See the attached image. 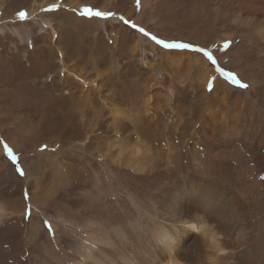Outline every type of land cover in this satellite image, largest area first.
Wrapping results in <instances>:
<instances>
[{
	"label": "rangeland",
	"instance_id": "obj_1",
	"mask_svg": "<svg viewBox=\"0 0 264 264\" xmlns=\"http://www.w3.org/2000/svg\"><path fill=\"white\" fill-rule=\"evenodd\" d=\"M138 1L119 0L110 8V0H0V55L9 59L7 70L0 71V76L7 75L8 80L10 76L13 78L11 68L17 63V69L29 73L27 80L30 86H36V89L44 90L43 93L47 94L56 89V83L52 82L56 75L64 77L68 73V66L74 64L75 68H69L74 70L70 78L73 74L80 75L82 84L75 79L77 84L70 80L62 83L60 87L65 86V83V88L75 91L74 96L69 98L71 101H64V104H73L71 115L74 122L93 123L78 126L71 124V127H68L70 123H66L64 132H70L71 136L64 141L47 137L48 140L38 143L40 137L46 135L38 129L32 136L30 128H34L35 124H27L30 128L23 131L22 105L13 98V106L9 107L7 99L13 86L6 83L0 88L6 91L5 96L0 95V98L5 97L0 99V264H52L48 256H43L46 250L49 249L55 257L57 248L64 249V252H75L85 241L86 232L94 228L95 232L101 234L111 226L120 225L125 228L135 219L143 226L147 217L153 213L147 202L148 196L154 186H165L166 179H160L166 174L165 170L171 168L167 164V155L177 153L178 162L175 163L180 168L184 166L186 151L181 146L175 151L174 146L178 147L181 137L187 132L186 127H182L183 120H186L188 113L192 117V112L198 109L202 91L210 94L209 110L216 121L237 115L238 112L229 111L236 105L233 99L238 96L240 100L237 105H240L241 115L247 118L242 124H257L256 118L248 114V106L255 104H252L248 95L238 91L236 87L241 85L231 76L236 69H240L244 77L248 76V70L240 58L246 60L247 52H256L259 46L250 48L251 44L242 41V35L251 37V32L234 20L237 9L233 5H226L223 0H148V4H143V7ZM85 9H90L91 13L85 14ZM96 12L104 15L96 16ZM64 13L92 24L90 27L83 24L78 28H67L71 20ZM119 32H124L125 36ZM164 36L172 38L171 41L164 40ZM40 37L44 41H39ZM255 41L251 37V43ZM58 44L61 52L66 55L65 59H60L61 54L56 52L55 55L44 57L48 70L38 71L39 65L36 68L32 66L35 58H40L41 48H57ZM38 45L40 50L29 62V54L37 50ZM207 73L209 75L203 87V76ZM218 84L221 86L216 88ZM225 88L227 92L223 91ZM63 92H59V95L67 97L68 94ZM110 95L114 98L107 101ZM27 109L32 112L30 107ZM114 113L120 115L117 114V121L113 118ZM58 117L56 120L61 124L62 118ZM23 121H26L25 116ZM146 121L158 124V128L151 130L163 144L153 146L138 136L135 124L141 125ZM173 123L179 124L182 130L179 127L172 128ZM72 126L78 134H71ZM196 128L198 130L195 132L201 131L198 125ZM189 129L193 130L191 125ZM12 141H17L22 147H13ZM134 149L139 151V165L136 162L131 165L135 157ZM169 149L172 150L169 152ZM158 153L162 158L154 157ZM146 156H150V160L153 158L152 161H158V166L155 165L158 167L156 170L159 169L156 171L158 177L154 178L153 174L145 172L150 164ZM141 163L145 165L144 168ZM254 164L253 180L258 178L263 184L259 188V193H262L260 204L254 205L249 215L253 219L250 241L262 244L264 225L261 229L258 222L261 214L264 219V158L262 162ZM108 166L118 169L110 170ZM70 169L78 174L77 179L68 177ZM95 174L100 181L95 180ZM62 176L66 181L63 182ZM47 189L49 197H41ZM145 209L147 213L143 214ZM18 222L24 228H20ZM55 222L64 226L58 231L62 236L60 244L54 238L57 235L53 229ZM16 226L22 230L17 234L19 240L13 238ZM32 229L34 231L31 234ZM253 250L254 258L250 261L260 260L259 264L264 262V249H255L253 245ZM77 256L76 260L80 261L81 254ZM60 257L65 258L62 251ZM224 264L237 263L232 258Z\"/></svg>",
	"mask_w": 264,
	"mask_h": 264
},
{
	"label": "bare ground",
	"instance_id": "obj_2",
	"mask_svg": "<svg viewBox=\"0 0 264 264\" xmlns=\"http://www.w3.org/2000/svg\"><path fill=\"white\" fill-rule=\"evenodd\" d=\"M147 1L148 0H139L138 2L140 3V6L143 7V4H148ZM114 2L116 5L119 0H110L108 6L110 8L113 7ZM223 2H225L226 5H233L237 9L238 13L236 14V16L233 15L235 16V19H233L237 24H242V27H245L248 31H250L251 37L256 40L254 43H251V37L249 35H242V41L251 44L250 48L259 45L256 52L254 50L247 52L246 60H244L239 55L241 57H239L242 61L241 63L248 70V76L244 77L240 69H236V72L231 75L232 77H234L233 80H235L236 83L239 82L240 84H237L241 85L240 87L242 89L240 87H236L238 91L248 95L252 101V104H255L248 106V114L250 115V117L256 118L257 124H255V126H251L246 123L242 124V122L247 118H244V115H241L240 105H237L240 100L238 96L237 99H233V104L236 105L233 106L231 111H229V113H231L232 111L238 112L237 115L232 113L234 114V118L231 116L229 118L227 117L226 120L216 121V117L214 118L211 114V111L209 110L211 104V102H208V100H210V94L202 91L200 100L198 101V109L195 108V111L192 112V117H190V114L188 113V117L186 118V120H183L182 127L183 129L186 127L187 132H185V135L181 137L180 142L178 143V147L174 146L175 151L179 148V146H181V148L186 151L185 160L182 158L185 161H183L184 166L180 168V166L175 163L178 162L177 153L174 152L173 154L169 153L167 155V162H169L167 164H169L171 168L166 169V174L160 179V181H164V179H166V181L164 182L165 186H154L151 194L147 198V202L150 205L151 209H153V213L151 215L149 214L150 216L147 217L145 224L141 226L139 220L135 219L131 224H129V226H126L125 228L120 225L113 227L111 226L110 229L104 231L101 234L95 232L94 230L96 228H94V230H92L94 231L92 234H89L92 231L86 232L87 236L85 238V241L83 240L84 242L79 245L80 248H77L75 252H64V249L59 250L57 248V256L55 257V255H53V253L49 249L46 250V254H43V256H48L51 259L52 264H224L232 258H235L237 264H257L258 262H260V260L257 259V261H250L254 258L253 245L255 249H264V243L260 244L259 242L258 244L256 241H253V243L250 241L252 231V217H250L249 215L252 214L251 211L254 209L253 206L256 204H260V195L262 193H259V190H261L259 188L262 187L263 184L260 183L258 178L255 181L253 180V167L255 165L254 163L262 162L264 158V0H223ZM223 2L221 1V3ZM65 16L72 22H70V25H67V28L70 29L81 27L83 26V24H86L85 26L90 27L92 24V22L90 21L78 19L72 15L68 16V14H65ZM243 16H246V18H243ZM124 32L119 33L124 37ZM180 34L182 35L183 32ZM180 34H178L177 36H180ZM41 38L42 37L39 38V41L43 40ZM163 39L171 41L170 39L172 38L164 36ZM229 39H233V37H230ZM62 44L63 43H61V45ZM38 46L39 47L37 50H34V52L29 54V58H27L30 60L29 62H31L33 57H35L34 55L40 50V45ZM57 46V48L52 46H45L41 48L42 53L41 55H39L40 58H35L36 61L32 63V66L36 68L37 65H39L38 71L46 70L48 65L44 63V57L55 55L56 52L61 54L60 59H65L66 55L61 52L62 50L60 45L58 44ZM260 54H263V56H260ZM8 60L6 57L0 55V71L7 70L6 66L9 62ZM13 65L14 67L11 68V72H14L13 78L10 76V80H8L7 75L0 76V88L4 87L6 83L13 86L9 94L10 97L6 95L7 98L9 97V99L6 98L9 101L8 103H10L9 107L13 106L12 100L15 99L22 105L23 109L21 111V124H24L22 125L24 128L23 131H25L27 128H30L26 126L27 124L30 126L35 124L34 128H30V133L32 134V136L35 135V131L38 129H41L42 134L46 135L43 138L40 137L38 143L46 140L47 137L57 138L64 141V139L68 138L70 135V132H64V128L67 127H64L66 123H70L68 127H71V124L74 126H78V124L83 125L84 123L90 125L93 124L86 121L74 122V117L71 115L73 104H64V101H71L69 100V98L73 97L75 92L73 90L72 92L71 89L65 88L67 87L65 81L70 80L72 81V83H76L75 80H77L79 84H82L80 75L76 76L73 74V77L70 78V73H73L74 70L72 71L69 68H75L74 64H71V66L69 65L68 68L63 65L68 69L67 75L61 78L57 74L52 81L56 83V89L54 92H49L47 94L43 93L44 90L42 92V90L36 89V86H33L34 88H32V85L30 86L31 83H28L29 81L27 80V75L29 73L24 69H17V63H14ZM60 68L61 67H59V69ZM43 73L39 74L43 75ZM208 75L209 73L203 76V79L205 78V82L203 84L201 83L203 87L206 85V78L208 77ZM259 77L263 81V83L261 84V80H259ZM240 78L242 80H240ZM63 82H65V86L60 87ZM218 86L221 85L218 84L215 87L218 88ZM199 87L201 86L199 85ZM63 91L68 94L67 97H62L59 95V92ZM223 91L225 92L226 88ZM5 92L6 91H2L0 89L1 96H5ZM114 96L110 95L106 98V100L110 101L114 98ZM3 98L5 97H2L0 99L3 100ZM28 107H30L32 112L27 109ZM255 108H257L256 112L254 111ZM11 114H14V112ZM117 114H113V118L115 121H117L118 119ZM24 116L26 121H23ZM58 116L62 118L61 120L63 122H61V124L57 122L58 119L56 120ZM20 117H18L17 119H19ZM54 118L55 121L53 120ZM186 121L187 123H185ZM52 123H54V125ZM190 125L193 130L189 129ZM197 125L201 129V131H196L200 133L199 135H197L195 132V130L197 129ZM175 127H179L182 130V127H180L179 124L173 123L172 128ZM134 128L140 138L149 141L153 146H159L163 144V141L158 140V135L151 130L152 128H158V124H156V122L154 123L146 121L141 125L135 124ZM71 131V134H78L73 126L71 128ZM81 137H85V135H82ZM169 138L173 139V136H170ZM11 144L15 148L22 147V145L17 143V141H12ZM89 145L90 143H88L87 146L89 147ZM170 150L172 149H169L168 151L170 152ZM160 153L154 155V157H158L159 159L162 158ZM133 154L135 155V157L132 160L131 165L134 162L138 164L137 161L139 160V151L137 149L133 150ZM146 157V161H150V164L148 163L149 167H147V170L145 172H150L151 175L153 174L154 178L158 177V173L156 171H159V169L156 170V168L158 167H155V165L158 166V161H152L153 158L150 160V156ZM144 161L145 160H142V162ZM144 167L145 165L143 166V168ZM104 169L105 168H103V170ZM107 169L114 170L118 168L114 166H108ZM137 171L142 172L138 169ZM67 175L68 177H76V179L79 177L77 176L78 174L72 172V169H70V172H68ZM95 177L96 181H100L97 174H95ZM65 179L63 177V182L66 181ZM108 180L109 179H107V182ZM47 196L49 197L48 189L47 191L42 193L41 197ZM155 205L157 206L155 207ZM255 207L259 208L258 206ZM15 208H18V206ZM134 209L137 211L136 208ZM145 213H147V211L143 214ZM2 217L4 218V216ZM60 222H55L53 224V229L56 230L57 234L54 236V238L59 244L62 242V236L58 231L61 229V226L64 227L63 225L59 224ZM258 223L262 229V225H264L263 214L259 216ZM19 226L20 228L22 226L24 228L23 224ZM20 228H18L17 226L16 228H14L16 233L13 234V238L15 240L19 238L17 234L22 231H20ZM26 229L24 230L25 232ZM32 231L34 230H30L31 234L33 233ZM260 245H262L263 247ZM61 251L63 256H65L64 259L60 257ZM67 253L69 255H67ZM79 253L81 254V259L80 261H77L76 257H78L77 255ZM54 258L57 259L55 260ZM261 264H264V262L261 261Z\"/></svg>",
	"mask_w": 264,
	"mask_h": 264
},
{
	"label": "snow or ice",
	"instance_id": "obj_3",
	"mask_svg": "<svg viewBox=\"0 0 264 264\" xmlns=\"http://www.w3.org/2000/svg\"><path fill=\"white\" fill-rule=\"evenodd\" d=\"M91 10L90 9H85V14H90ZM23 15V14H22ZM96 16H101L104 15L103 13L100 12H96L95 13ZM187 45H168V47H186ZM17 171H19V169H17ZM23 174V173H21Z\"/></svg>",
	"mask_w": 264,
	"mask_h": 264
}]
</instances>
